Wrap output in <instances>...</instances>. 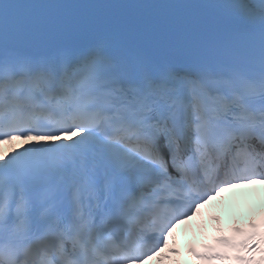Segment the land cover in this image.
<instances>
[{"label": "snow or ice", "instance_id": "obj_1", "mask_svg": "<svg viewBox=\"0 0 264 264\" xmlns=\"http://www.w3.org/2000/svg\"><path fill=\"white\" fill-rule=\"evenodd\" d=\"M257 184L264 0H0V264H179ZM232 231L190 255L264 264V218Z\"/></svg>", "mask_w": 264, "mask_h": 264}, {"label": "bare ground", "instance_id": "obj_2", "mask_svg": "<svg viewBox=\"0 0 264 264\" xmlns=\"http://www.w3.org/2000/svg\"><path fill=\"white\" fill-rule=\"evenodd\" d=\"M18 147V146H17ZM262 203H257L255 201H251V207H252V214H257V210L259 208V206ZM211 208L206 207V210H204L203 212H201L197 217L193 218V232H196V234L198 235H202L204 233V223L206 222L207 224L212 222V220H215V222L220 221V219L222 218V214L219 211V208L217 207V199L212 201L210 203ZM211 219V220H210ZM210 220V221H209ZM178 250L179 249V244H178ZM169 260H176V257H169ZM168 263L167 260H162L159 261V264H166ZM148 264H158L157 261H155V259L148 261Z\"/></svg>", "mask_w": 264, "mask_h": 264}]
</instances>
